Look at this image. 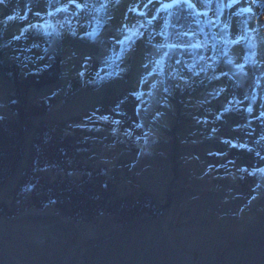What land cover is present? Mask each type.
<instances>
[{
	"label": "rangeland",
	"instance_id": "rangeland-1",
	"mask_svg": "<svg viewBox=\"0 0 264 264\" xmlns=\"http://www.w3.org/2000/svg\"><path fill=\"white\" fill-rule=\"evenodd\" d=\"M246 1L0 4V117L21 124L27 146L0 175V264H264V7L256 17ZM60 56L62 74L41 88L20 89L7 70L39 73ZM47 97L46 113L28 109ZM41 125L88 142L83 157L106 167L114 198L148 191L159 215L85 222L36 209L18 186Z\"/></svg>",
	"mask_w": 264,
	"mask_h": 264
},
{
	"label": "trees",
	"instance_id": "trees-1",
	"mask_svg": "<svg viewBox=\"0 0 264 264\" xmlns=\"http://www.w3.org/2000/svg\"><path fill=\"white\" fill-rule=\"evenodd\" d=\"M136 37L139 39L140 35ZM62 60L60 56L39 73L27 72L24 76L22 67L18 64H14L16 70H7L13 75L14 82L20 89L33 85L41 88L58 80L63 71ZM53 103L52 97H47L38 107L28 109L42 114L49 111ZM19 111L22 125L27 126L28 111ZM23 131L21 124L0 117L2 177L17 169L27 150ZM90 147L88 142L77 136L62 135L49 126L41 125L31 141L27 166L18 190H31V204L36 209L54 205L60 215L75 221L90 222L104 213L119 219L145 214L159 215L160 209L148 191H143L139 197L114 198V181L108 178L106 167L96 169L83 157V151Z\"/></svg>",
	"mask_w": 264,
	"mask_h": 264
},
{
	"label": "snow or ice",
	"instance_id": "snow-or-ice-1",
	"mask_svg": "<svg viewBox=\"0 0 264 264\" xmlns=\"http://www.w3.org/2000/svg\"><path fill=\"white\" fill-rule=\"evenodd\" d=\"M202 2H204V0H202ZM207 3H210L211 0H206ZM5 3V0H0V4H4ZM69 3H72V4H75V7L77 9L79 8H82V7H86V4L85 5H82L80 3H77V0H69ZM153 3H156V4H159V8L157 9V12L160 11L161 9L163 10H168L170 8H173V7H181V6H187L188 8H193L194 5L190 2V0H172V3H167V2H164V0H147V2L144 4V7L147 8L149 5L153 4ZM237 3H239V0H231V2L227 5H224L225 7H232V6H235ZM252 3L253 4H258L259 6L261 7H264V0H252ZM66 10L65 9H57V11H64ZM136 9L135 8H129V11L132 12V11H135ZM251 8H244V9H241V11H244V12H251ZM36 16H40V13L37 12L35 13ZM48 15H52L51 12L48 13ZM139 15L143 16L145 15V13L143 12H140ZM7 19L9 20H13L15 19V17L13 16H9ZM20 19H26V16H23V17H20ZM155 19V17H154ZM142 26V25H141ZM29 28H39V27H42V26H39V25H31L29 24L28 25ZM125 27H127V25H125ZM26 29H22V32L25 31ZM143 35L142 33H138V32H133L132 35ZM160 34H163V33H160ZM184 35H188V33H184ZM15 38H19V37H15ZM126 39H131V37H126ZM118 43H123L122 41H118ZM231 43L233 44H239L240 43V39H236V40H233L231 41ZM169 47H178V46H182V45H168ZM191 47H200L199 44H195V45H190ZM177 63H179V61H177ZM224 75H226V73H222ZM250 111V109H249ZM264 115V114H262ZM102 119H107V117H102ZM118 123V121H117ZM215 131V129L213 130ZM223 143L225 144H229L231 147H241V148H244L246 147V145H236V144H232L231 141H223ZM257 155H259L257 153ZM246 171V169H245ZM256 171H259V172H262L264 173V169H256Z\"/></svg>",
	"mask_w": 264,
	"mask_h": 264
},
{
	"label": "bare ground",
	"instance_id": "bare-ground-1",
	"mask_svg": "<svg viewBox=\"0 0 264 264\" xmlns=\"http://www.w3.org/2000/svg\"><path fill=\"white\" fill-rule=\"evenodd\" d=\"M246 6L250 7L254 13H255V16L258 17L259 16V10H260V7L258 4H253L252 3V0H247L246 1ZM120 14V13H119ZM122 16V15H121ZM120 17H118V14L116 16V19L118 20ZM237 52V50L235 49V53ZM90 193V192H89Z\"/></svg>",
	"mask_w": 264,
	"mask_h": 264
}]
</instances>
